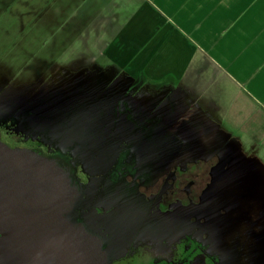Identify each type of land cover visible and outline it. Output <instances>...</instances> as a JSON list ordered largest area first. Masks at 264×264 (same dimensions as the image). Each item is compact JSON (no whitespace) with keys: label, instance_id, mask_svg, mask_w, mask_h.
I'll use <instances>...</instances> for the list:
<instances>
[{"label":"rangeland","instance_id":"obj_1","mask_svg":"<svg viewBox=\"0 0 264 264\" xmlns=\"http://www.w3.org/2000/svg\"><path fill=\"white\" fill-rule=\"evenodd\" d=\"M7 27L0 21V134L71 166L79 195L66 218L101 239L107 264H181L198 244L219 264H264V149L224 139L230 127L217 144L205 124L189 127L203 100L187 97V75L155 84L70 49L59 63L54 33ZM187 130L207 155L205 186L194 208H159L152 200L180 167Z\"/></svg>","mask_w":264,"mask_h":264},{"label":"crops","instance_id":"obj_2","mask_svg":"<svg viewBox=\"0 0 264 264\" xmlns=\"http://www.w3.org/2000/svg\"><path fill=\"white\" fill-rule=\"evenodd\" d=\"M15 20L28 32L54 33L59 63L70 49L155 84L187 75V97L203 100L189 127L214 130L212 144L230 127L224 139L238 135L264 149V0H0L7 31Z\"/></svg>","mask_w":264,"mask_h":264},{"label":"water","instance_id":"obj_3","mask_svg":"<svg viewBox=\"0 0 264 264\" xmlns=\"http://www.w3.org/2000/svg\"><path fill=\"white\" fill-rule=\"evenodd\" d=\"M78 195L56 160L0 137V264H107L101 239L66 218Z\"/></svg>","mask_w":264,"mask_h":264},{"label":"flooded vegetation","instance_id":"obj_4","mask_svg":"<svg viewBox=\"0 0 264 264\" xmlns=\"http://www.w3.org/2000/svg\"><path fill=\"white\" fill-rule=\"evenodd\" d=\"M187 134L189 135L187 139V149L184 152L183 161L179 163L180 167L175 169L176 173L172 181L170 180L168 187L164 190L162 188L157 189V194L152 200V203H155L159 208L170 206L171 204H178V206L183 207L185 210L190 206L194 208V205L197 204L194 202L198 201V195L202 192L203 188L201 189V187L205 186V172L207 170L206 167L204 169V160L207 155L201 153L198 147L193 145L189 130H187ZM0 137L4 141L1 134ZM181 138L183 139V136H181ZM174 141V139H170V143ZM52 159L58 162L76 184V178L73 176L71 166L56 155H54ZM188 200L191 202L194 201L192 202L194 205L187 206ZM193 220H195L194 217ZM185 235L189 240L194 238L191 232ZM203 236L205 240L208 238L205 234ZM152 260L150 264H174L164 263L162 261L159 262V259L156 257ZM184 260V263L181 264H219L211 257L210 253L199 244L194 245L193 248L190 249Z\"/></svg>","mask_w":264,"mask_h":264}]
</instances>
